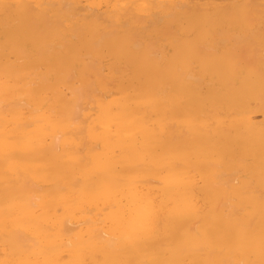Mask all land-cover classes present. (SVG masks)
<instances>
[{
	"label": "bare ground",
	"instance_id": "bare-ground-1",
	"mask_svg": "<svg viewBox=\"0 0 264 264\" xmlns=\"http://www.w3.org/2000/svg\"><path fill=\"white\" fill-rule=\"evenodd\" d=\"M0 264H264V0H0Z\"/></svg>",
	"mask_w": 264,
	"mask_h": 264
}]
</instances>
